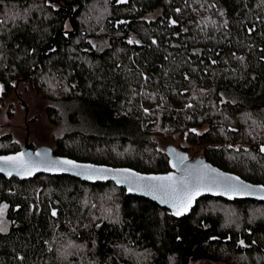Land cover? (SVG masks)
<instances>
[{
    "label": "trees",
    "instance_id": "1",
    "mask_svg": "<svg viewBox=\"0 0 264 264\" xmlns=\"http://www.w3.org/2000/svg\"><path fill=\"white\" fill-rule=\"evenodd\" d=\"M19 83L89 126L57 135L56 156L166 173L169 139L264 186V0H0L1 95ZM19 150L0 137V155ZM1 205L0 264H264L262 202L205 197L177 219L112 183L39 175L0 176Z\"/></svg>",
    "mask_w": 264,
    "mask_h": 264
},
{
    "label": "snow or ice",
    "instance_id": "2",
    "mask_svg": "<svg viewBox=\"0 0 264 264\" xmlns=\"http://www.w3.org/2000/svg\"><path fill=\"white\" fill-rule=\"evenodd\" d=\"M121 2H126V0H121ZM128 43L131 44L133 41L130 39ZM155 43L156 41H153V44ZM260 151L264 152V145H261ZM176 160L177 162L172 163L171 167L176 169L179 175L169 173L163 176L144 177L129 169L96 168L93 165H80L68 159L49 160L47 153L37 152L34 158L31 154L21 152L16 155L0 156V172H6L8 175L14 173L22 178L35 175L39 171L70 172L84 179L110 177L118 184H127L130 192L140 191L145 195H151L153 199L159 200L162 204H167L174 209L172 214L177 216L184 215L192 207L196 198L205 192L225 195L228 199L255 195L264 200V186L256 189L245 185L238 177L227 176L207 165H189L185 156H178ZM7 207V205L0 206V216ZM52 215H56L55 211ZM5 230L0 228V231ZM241 244L243 245V241Z\"/></svg>",
    "mask_w": 264,
    "mask_h": 264
},
{
    "label": "rangeland",
    "instance_id": "3",
    "mask_svg": "<svg viewBox=\"0 0 264 264\" xmlns=\"http://www.w3.org/2000/svg\"><path fill=\"white\" fill-rule=\"evenodd\" d=\"M14 85V82H13ZM17 95L11 94L3 96L0 94V135L11 134V143H14L19 148L23 145L26 136V131L30 132L29 142L32 144V149L41 146H47L52 149V142L57 135L63 131L75 129H88L89 126L82 123V119L76 116V120L71 119L73 116V105L63 104L61 101L47 99L44 96H36L34 91L30 90L24 83H19ZM23 105V106H22ZM25 106V108H24ZM52 108L55 114L52 118L47 116L46 110ZM27 110V113H26ZM26 120L28 129L26 128ZM80 122V124H78ZM84 128H83V126ZM160 143V148L163 150L175 144V141L169 139H156ZM9 144L4 145L7 148ZM255 210L249 211V218H256ZM237 218L242 220L244 216L232 213L228 216L226 221L229 223L230 218ZM231 222V221H230ZM0 228H9V221L3 215L0 216ZM128 255V254H127ZM191 264H225V263H207L195 262Z\"/></svg>",
    "mask_w": 264,
    "mask_h": 264
},
{
    "label": "water",
    "instance_id": "4",
    "mask_svg": "<svg viewBox=\"0 0 264 264\" xmlns=\"http://www.w3.org/2000/svg\"><path fill=\"white\" fill-rule=\"evenodd\" d=\"M1 92H2V88H0V94H1ZM26 113H27V110H26ZM21 152H23L25 154H31L34 158H35V154L37 152H40L42 154L43 153H47L49 160H62V159L72 160V159L67 158V157H60V156L54 155L52 150L49 147H47V146H41V147H38L36 149H32L30 147V144H29V131L28 130L26 132L24 143L21 146L19 151L15 152V153L7 154V155H0V156L16 155V154L21 153ZM166 154H167V157H168V164H169L170 171L166 172V173H157V174H144V173L137 172V171H135L133 169H130V168H127V167H117L116 168V167H111V166H106V165H97V164H92V163H82V162H77V161H75V162L77 164H80V165H93L96 168H107V169H113V170H115V169H129L132 172L138 173L140 176L148 177V176H163V175H167L169 173H172L173 175H179V172L176 169L172 168L171 164L177 162L176 158L178 156H185V157H187V163L189 165L195 166V165H198V164H203V165H207L211 169H215L216 171H218L220 173H224L227 176L238 177L235 174L228 173V172H225V171H222V170L218 169L217 167L211 165L210 163H208L204 159L199 158V159H195V160H190L188 155L184 151L176 149L174 147H168L166 149ZM72 161H74V160H72ZM39 175H45V176H51V177L67 176V177L76 179V180H78V181H80L82 183H86V184L112 183L117 188L124 189L125 195H127L129 197H139V198L145 199L147 201H150V202L156 204L158 207H160L162 209H166L171 214L172 217L177 218V219H181V218L187 216L195 208V205H196L197 201H199L200 199H203L205 197L220 198V199H223V200L229 201V202L249 200V201H256V202L264 203V200L259 199L255 195L236 196L234 199H228V197L225 196V195H213L210 192H205L203 195H199L196 198V200L192 204V207L189 210H187L184 215L177 216V215H173L172 214L174 209L169 207L167 204H162V203H160L159 200L153 199L151 195H145V194H143L140 191H131L130 192L127 184H118L115 180L111 179L110 177L109 178H100V179H84L82 176H77V175H74L73 173H70V172L39 171V172H36L35 175L22 178L21 176H18V175L14 174V173L12 175H8L6 172H0V176H2L4 178H7V179L16 178V179H18L20 181H27V180H30V179H34L35 177H37ZM238 178L241 181H243L245 185H250V186H252L253 188H256V189L262 187V185L251 184L249 182H246V181L242 180L240 177H238Z\"/></svg>",
    "mask_w": 264,
    "mask_h": 264
},
{
    "label": "flooded vegetation",
    "instance_id": "5",
    "mask_svg": "<svg viewBox=\"0 0 264 264\" xmlns=\"http://www.w3.org/2000/svg\"><path fill=\"white\" fill-rule=\"evenodd\" d=\"M16 87H17V84H16ZM14 95H17V92H15L14 93ZM23 106V105H22ZM24 108H25V106H24ZM28 124H27V120H26V128L28 129ZM27 132V131H26ZM9 135H11V134H8V133H6V134H2V135H0V137H2V136H9ZM29 138H30V132H29ZM25 140V139H24ZM29 144H30V147L32 148V144L29 142ZM21 148V147H20ZM197 159H199V158H197ZM202 159V158H201ZM205 160V159H204ZM206 161V160H205ZM1 206H3V205H1ZM7 213H8V207H7V209H4V216L7 218Z\"/></svg>",
    "mask_w": 264,
    "mask_h": 264
}]
</instances>
